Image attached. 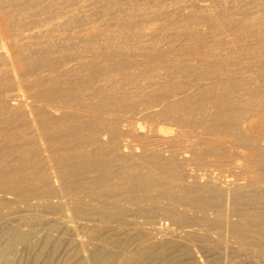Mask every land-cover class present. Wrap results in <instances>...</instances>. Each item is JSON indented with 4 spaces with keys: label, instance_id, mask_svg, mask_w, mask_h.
Returning <instances> with one entry per match:
<instances>
[{
    "label": "bare ground",
    "instance_id": "1",
    "mask_svg": "<svg viewBox=\"0 0 264 264\" xmlns=\"http://www.w3.org/2000/svg\"><path fill=\"white\" fill-rule=\"evenodd\" d=\"M263 118L264 0H0V217L61 264H264Z\"/></svg>",
    "mask_w": 264,
    "mask_h": 264
},
{
    "label": "rangeland",
    "instance_id": "2",
    "mask_svg": "<svg viewBox=\"0 0 264 264\" xmlns=\"http://www.w3.org/2000/svg\"><path fill=\"white\" fill-rule=\"evenodd\" d=\"M19 91L17 92H14L15 94H19L18 93ZM20 94H22L20 92ZM19 94V95H20ZM264 120V118H263ZM263 128H264V125H262ZM131 137L129 138H126V140L128 141H132V138L130 139ZM224 138V137H222ZM130 139V140H129ZM223 140H226V139H223ZM194 141V139H193ZM209 156V154H207ZM206 155V156H207ZM210 170H217L216 172H219L221 174H224L226 176L229 175V172L226 170V169H223V168H211ZM10 199L12 200V204L11 202L8 203V205H6L4 208L5 209H2V216L0 217V235L6 231L7 229L11 228V227H14V226H18V225H24L25 224V227L23 226V228H25L24 230H30V243L34 244L33 247L31 248H27L25 249L22 245H15L13 246V249L12 251L10 252V254H8V257L9 259L11 258L12 261L9 263V264H58L57 262H59V264H61L62 261H64V259L66 258V256L69 255L70 252L73 251V244H74V240L77 238V235H79V237L81 236V230L79 231H75L76 234H74V230L72 228H69L68 230H64V231H60V232H53L54 235H52V237H54L55 240H58V242H60V249L61 250L60 252L58 251V254H54L53 258L51 257L52 254H47L48 253V249H39L40 247H42L40 244H41V241L43 239V237L46 235L47 233V219H54L55 217H52V216H44L42 213H41V209L36 207L34 208V204L36 203L35 200H28V201H20L18 199H15L13 197H10L8 198V200L10 201ZM14 202V204H13ZM18 203V204H15ZM25 203V204H24ZM11 204V205H9ZM13 205V206H12ZM13 207V209L11 208ZM23 208V209H22ZM7 209V211H6ZM5 210V211H4ZM7 212V213H5ZM41 218V220H39ZM33 219V220H32ZM46 219V220H45ZM43 220V221H42ZM65 221L68 222V225L69 226H73L72 225V222L69 220V219H64ZM11 221V222H10ZM32 221V222H31ZM14 222V223H13ZM35 222V223H34ZM46 222V223H45ZM70 222V224H69ZM32 223V224H31ZM34 223V224H33ZM39 224V225H38ZM32 226V227H31ZM43 227V228H42ZM36 228V229H35ZM34 231H32V230ZM44 230V231H43ZM69 232L71 233V235L69 234ZM52 233V234H53ZM73 235V236H72ZM76 238H74L75 236ZM72 236V237H71ZM154 235H151L149 236V238H152ZM34 237V238H33ZM65 237V238H64ZM2 241V235H1V238H0ZM63 239V240H62ZM66 241H65V240ZM37 241L40 243H36L33 241ZM73 240V241H72ZM69 242V243H68ZM72 242V243H71ZM36 243V244H35ZM39 244V247L38 245ZM62 244V245H61ZM70 244V245H68ZM37 247V248H36ZM109 249L111 250H114V248L112 247H109ZM234 249V250H232ZM232 249H228V250H218L217 253L219 255V253H221L223 256H218L219 260L217 259V263H212V264H242L241 261H239L240 259H238V255H240L241 251H240V248L239 247H233ZM238 249V250H236ZM22 250V251H21ZM27 250V251H26ZM37 250V251H36ZM39 250H42V252H38ZM44 250V251H43ZM46 250V252H45ZM70 250V251H69ZM26 251V253H25ZM36 251V252H35ZM65 251V253L63 252ZM199 252V254L201 255V252L199 250H196ZM23 252V253H21ZM30 252V253H29ZM228 252V254H227ZM236 252V253H235ZM24 253L26 255H24ZM29 253V254H28ZM39 253V254H38ZM44 253V254H43ZM20 256H19V255ZM72 254V253H71ZM227 254V255H226ZM237 254V256L235 255ZM64 255V256H63ZM203 255V254H202ZM11 256V257H10ZM24 256V257H23ZM29 256V257H28ZM28 259H27V258ZM33 257V258H32ZM35 257V258H34ZM64 257V258H63ZM236 257H238L236 259ZM32 258V259H31ZM26 259V260H25ZM31 259V260H30ZM28 260V261H27ZM14 261V262H13ZM35 261V262H34ZM220 262V263H219ZM211 264L210 262H207L205 259H204V264ZM0 264H8V263H5V262H2L0 260ZM68 264H72V261H70V263ZM244 264V263H243Z\"/></svg>",
    "mask_w": 264,
    "mask_h": 264
}]
</instances>
